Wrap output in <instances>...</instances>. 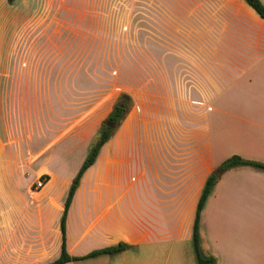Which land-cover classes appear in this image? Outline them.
<instances>
[{
    "label": "crops",
    "instance_id": "1",
    "mask_svg": "<svg viewBox=\"0 0 264 264\" xmlns=\"http://www.w3.org/2000/svg\"><path fill=\"white\" fill-rule=\"evenodd\" d=\"M223 5L222 49L160 52L150 84L158 92L127 93L128 113L70 202V256L118 242L129 247L63 264H197L192 229L207 177L232 155L264 162V18L245 0ZM27 16L20 13L22 36ZM40 57L44 52L23 67L19 58L15 71L29 75L22 86L17 79L10 91L0 81V264H49L60 256L64 200L113 107L104 112L96 104L90 122L85 112L56 128L53 109H38L50 79ZM23 106H35L30 141L47 138L25 151L14 130ZM40 176L45 184L33 189ZM199 230L200 248L214 264H264V170L236 166L222 172Z\"/></svg>",
    "mask_w": 264,
    "mask_h": 264
},
{
    "label": "rangeland",
    "instance_id": "2",
    "mask_svg": "<svg viewBox=\"0 0 264 264\" xmlns=\"http://www.w3.org/2000/svg\"><path fill=\"white\" fill-rule=\"evenodd\" d=\"M224 2L0 0V81L10 91L17 79L22 86L29 75L15 71L19 58L22 67L28 66L34 54L44 52L39 60L50 67V79L40 90L44 100L39 112L53 109L56 128L62 122L74 124L85 112L90 122L96 104L105 112L122 93L142 97L158 92L150 84L157 78L153 66L162 50L222 49ZM20 13H28L26 36L19 27ZM26 108L14 129L24 151L47 139L30 141L35 106ZM104 121L107 117L98 130Z\"/></svg>",
    "mask_w": 264,
    "mask_h": 264
},
{
    "label": "trees",
    "instance_id": "3",
    "mask_svg": "<svg viewBox=\"0 0 264 264\" xmlns=\"http://www.w3.org/2000/svg\"><path fill=\"white\" fill-rule=\"evenodd\" d=\"M9 3L13 2L14 0H7ZM246 3L254 9V11L262 18H264V5L260 0H245ZM132 105L131 97L127 93H122L118 97L117 101L114 103L112 110L107 116V120H110L114 123L113 127H109L105 124L104 121L101 124L100 129L98 130L96 140L90 145L88 152L77 172L75 177L73 178L67 196L64 200V210L61 218V231H62V246H61V253L60 256L49 264H63L68 261L72 260H79L84 258H91L95 257L100 254H115L122 250H125L129 247L124 242H118L116 245L100 248L89 252L88 254L82 257H73L70 256L65 247V217L67 210L69 208L70 202L74 195V192L79 184L80 178L84 171L94 163L96 155L100 149V147L110 138L113 134L114 129L116 126L122 121V119L128 113L130 107ZM236 166H250L259 170H264V162L245 159L239 155H232L226 159H224L214 171H212L209 176L207 177L202 191L200 193V197L196 206L195 217L193 222V229H192V242L194 251L197 257V264H214L215 258L211 256H207L203 253L200 248V216L201 211L205 205V202L210 195L214 184L218 180L219 176L222 172L226 171L227 169L236 167Z\"/></svg>",
    "mask_w": 264,
    "mask_h": 264
},
{
    "label": "built area",
    "instance_id": "4",
    "mask_svg": "<svg viewBox=\"0 0 264 264\" xmlns=\"http://www.w3.org/2000/svg\"><path fill=\"white\" fill-rule=\"evenodd\" d=\"M45 182H46V177L40 176L34 181L32 188L33 189H40L41 187H43Z\"/></svg>",
    "mask_w": 264,
    "mask_h": 264
},
{
    "label": "water",
    "instance_id": "5",
    "mask_svg": "<svg viewBox=\"0 0 264 264\" xmlns=\"http://www.w3.org/2000/svg\"><path fill=\"white\" fill-rule=\"evenodd\" d=\"M105 124H106L107 126H109V127H113V126H114V123H113L112 121H110V120H107V121L105 122Z\"/></svg>",
    "mask_w": 264,
    "mask_h": 264
}]
</instances>
